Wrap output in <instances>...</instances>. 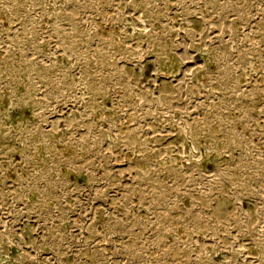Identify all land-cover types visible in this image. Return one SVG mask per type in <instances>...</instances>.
I'll list each match as a JSON object with an SVG mask.
<instances>
[{
    "label": "rangeland",
    "instance_id": "rangeland-1",
    "mask_svg": "<svg viewBox=\"0 0 264 264\" xmlns=\"http://www.w3.org/2000/svg\"><path fill=\"white\" fill-rule=\"evenodd\" d=\"M0 264H264V0H0Z\"/></svg>",
    "mask_w": 264,
    "mask_h": 264
}]
</instances>
